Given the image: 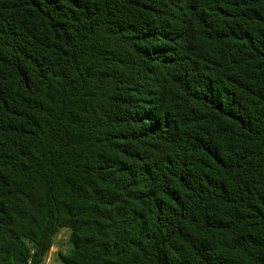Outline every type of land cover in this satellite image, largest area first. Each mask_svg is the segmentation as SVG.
I'll return each mask as SVG.
<instances>
[{"label": "trees", "instance_id": "obj_1", "mask_svg": "<svg viewBox=\"0 0 264 264\" xmlns=\"http://www.w3.org/2000/svg\"><path fill=\"white\" fill-rule=\"evenodd\" d=\"M264 264V0H0V264Z\"/></svg>", "mask_w": 264, "mask_h": 264}, {"label": "rangeland", "instance_id": "obj_2", "mask_svg": "<svg viewBox=\"0 0 264 264\" xmlns=\"http://www.w3.org/2000/svg\"><path fill=\"white\" fill-rule=\"evenodd\" d=\"M69 231L61 230L56 238L55 245L46 256L43 264H62L59 260V252H66L69 249Z\"/></svg>", "mask_w": 264, "mask_h": 264}]
</instances>
